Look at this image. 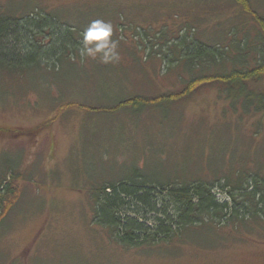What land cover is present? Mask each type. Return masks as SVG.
Returning a JSON list of instances; mask_svg holds the SVG:
<instances>
[{"label":"rangeland","instance_id":"1","mask_svg":"<svg viewBox=\"0 0 264 264\" xmlns=\"http://www.w3.org/2000/svg\"><path fill=\"white\" fill-rule=\"evenodd\" d=\"M249 1L264 17V0ZM35 10L83 27L82 41L93 20L111 22L120 59L82 57L78 44L55 83L0 75V94L9 92L0 102V157L20 162L22 173L12 204L0 209V264H264L259 224L218 227L210 244L127 248L93 222L89 196L136 168L212 181L264 176V114L233 109L217 86L110 109L179 91L189 74L171 58L183 36L254 64L264 30L253 16L235 0H0V13Z\"/></svg>","mask_w":264,"mask_h":264},{"label":"trees","instance_id":"2","mask_svg":"<svg viewBox=\"0 0 264 264\" xmlns=\"http://www.w3.org/2000/svg\"><path fill=\"white\" fill-rule=\"evenodd\" d=\"M235 1L264 30V17L250 1ZM82 32L83 27L64 24L51 13L37 10L22 16L0 13V75L7 73L12 78L27 80V85L37 81L55 83L54 75L61 64L71 59L78 44L84 45L78 36ZM183 37L176 46L180 54L171 58L173 62H183L189 74L179 91L148 100L135 95L110 109L150 99L178 102L203 87L217 86L220 97L230 100L233 109L240 107L245 113L264 114V88L258 86L264 80L263 52L254 58V64L248 65L242 53L231 58L218 46L194 41L189 44ZM227 61L233 64L229 69L225 67ZM7 93L2 91L0 102ZM19 165L20 162L13 163L6 155L0 157V209L12 204L11 197L16 193L13 181L22 177ZM217 191L225 197H218ZM89 196L93 222L127 248L200 243V240L210 244L217 228L231 223L248 227L255 223L264 228V176L258 173L246 174L236 181L228 176L212 181L148 176L136 168L115 181L96 184Z\"/></svg>","mask_w":264,"mask_h":264},{"label":"clouds","instance_id":"3","mask_svg":"<svg viewBox=\"0 0 264 264\" xmlns=\"http://www.w3.org/2000/svg\"><path fill=\"white\" fill-rule=\"evenodd\" d=\"M113 25L104 20H93L83 34L84 46L80 55L96 58L98 53H103L101 61L109 63L120 59L117 49V41L112 40ZM98 42V43H94Z\"/></svg>","mask_w":264,"mask_h":264}]
</instances>
